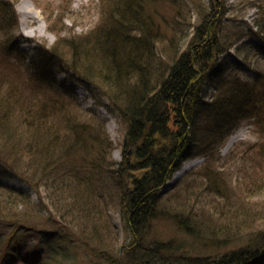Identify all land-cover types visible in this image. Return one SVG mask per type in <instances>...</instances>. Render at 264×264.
Returning <instances> with one entry per match:
<instances>
[{
  "label": "trees",
  "instance_id": "16d2710c",
  "mask_svg": "<svg viewBox=\"0 0 264 264\" xmlns=\"http://www.w3.org/2000/svg\"><path fill=\"white\" fill-rule=\"evenodd\" d=\"M104 1L97 26L49 49L37 47L34 58L20 59L23 68L18 57L14 64L2 54L14 49L19 56L16 41L0 42V174L27 188L0 183V264H77V249L108 264H264V216L250 209L248 199L245 206L236 203L242 192L264 187V177L252 178L257 186L241 187L232 203L215 156L241 120L264 139V77L257 73L247 83L225 74V54L242 46L238 31L222 24L232 5L220 10L218 0H209V8L196 10L185 42L190 21L182 9L170 21L162 18L160 33L145 6L154 0ZM241 3L256 10L253 37L264 50V0ZM0 13V21L15 24L12 6L0 1ZM58 66L94 99H105L102 106L124 125L119 162L111 158L105 123L57 93L51 81ZM195 156L205 164L185 188L202 178L195 190L213 193L207 203L215 211L211 220L186 206L185 192H176L171 205L162 200L173 173ZM111 204L130 238L121 246ZM157 219L173 221L184 237L148 240ZM242 233L249 237L244 246L225 248ZM28 236L37 242L29 246ZM65 238L68 245L61 246ZM189 239L213 251L190 257L183 246Z\"/></svg>",
  "mask_w": 264,
  "mask_h": 264
},
{
  "label": "rangeland",
  "instance_id": "374dc122",
  "mask_svg": "<svg viewBox=\"0 0 264 264\" xmlns=\"http://www.w3.org/2000/svg\"><path fill=\"white\" fill-rule=\"evenodd\" d=\"M0 1L8 4L10 7L12 6L16 19L14 25H10L9 21H0V23H3V25L0 24V42L8 40L12 37L17 43L13 48L16 49L18 47V50L20 51L18 56L16 50L11 49V51L7 53L3 48L2 54L5 52V58L14 64H16L18 57L17 64L20 63L22 68L24 67V61L26 57L34 58L37 47L49 49L57 40H60V38L71 39L72 36H80L93 29V27L97 26L102 21V18L105 15V12L103 14L102 11L103 8L107 6L104 0ZM210 1L154 0L151 2V4L150 2L145 3V6L150 8V12L154 15V21L159 26L160 33L163 31L165 24L162 21V18L168 19L170 21L169 17L175 16L177 12L182 9V13L186 15L185 19L190 21L188 29H186V27L184 28V31L187 34V39L185 42H188L190 36L192 35L190 23H194L197 20L196 10H200L201 7L205 9L209 8L211 5ZM218 1L220 10L223 7L227 9L228 6L232 5L231 7L233 9L223 16L222 24H224V22L226 24L230 23L227 24L226 27L229 28L231 33L238 31L240 34L239 36L241 37L240 45H242L239 51L236 52L235 47H233L229 50V52H227V54H225L226 57H229V66L226 67L227 69L225 70V74L227 76L238 75L239 79L242 81L253 83L257 73L261 75V77H264V50L259 48V42L253 37V33L256 31V28L252 25V23L256 17V10L254 8L245 9L242 3L239 4L241 0ZM180 2L185 3V5H182V7L184 6L183 8L180 7ZM1 17L2 14L0 13V18ZM232 19H234V22ZM165 30L166 33H170L169 29H166V27ZM156 47H159L158 43ZM21 58L24 61H20ZM232 63L235 66H233ZM52 72L54 74V78L51 82L54 84L57 93L63 99L67 101L71 100V103L74 106L73 108L81 112V114H87L89 116L95 115L96 118L105 123L104 132L107 134L109 141L112 143L111 158L114 161L119 162L121 160V153L123 151L122 141L125 127L117 120V118L109 114L104 106H102L106 104L105 99L101 98L99 100L100 102L94 99L79 81L73 79L70 71L63 70L58 66L55 69H52ZM30 75L28 72L27 77ZM254 131L255 129L248 120H241L232 133L219 146L218 151L215 154L216 159H218L217 165L222 167V169L219 170H224L221 178V182L223 184L221 185H227V187L232 190V203L237 191H240L245 186H257L256 184H253L252 178L255 177L259 181L260 176H262V178L264 177V158L260 160V155L258 154V151L262 150L261 144L264 145V139L259 138V136H257ZM235 134L239 135L237 141L229 148H226L229 138ZM129 153V150H127L128 155ZM255 159L259 160L258 164L256 163ZM191 164L192 167L188 169V171L184 173L180 172L184 166ZM204 164L205 158L202 156H195L194 158H191L180 165L179 171L175 172L171 176V179L166 183L163 189L162 200L165 199V201L171 205L174 202L172 197L176 192H185L183 194V198L185 199L184 203L186 206L189 208L192 206L194 212L196 209H199V212H202V218L210 216L211 220L215 211L213 208H209L210 206H208L207 203L209 201L208 198H212L213 193H207L205 191V195L202 193V196H200L197 190H195L197 189L196 185L202 181V178H200L198 180V184H194L193 187L188 186L185 188L187 183L188 185L193 183L194 179L202 170ZM0 183L13 186L15 188L20 187L27 191V188L23 184L15 180L4 178L1 176V174ZM201 188L202 187H199V190ZM30 193L32 192L29 191V194ZM31 196L32 201H34V193H32ZM246 199H248L249 203L252 205L250 209H253L256 212L260 211V214L264 216V187H261L260 189L257 188L255 191H251L250 194L242 192V195L240 197L238 196L236 203L245 206L243 202L246 201ZM215 201L219 204L223 203L220 202V200ZM225 209L226 208H223V210ZM194 212L190 214L193 216ZM108 213L112 216L113 223L119 232V242L117 246H121L120 243H125L126 241L129 242L130 238L129 236L127 237L126 231L119 220V214L116 206L111 204ZM239 218L238 219L240 221L243 220L244 222L243 218ZM40 221L45 223L44 220ZM216 222L217 219L212 223ZM213 225L214 224H212V226ZM257 230H259V227L258 229L254 228L253 232L250 234L255 233ZM245 234L242 233L237 235V238H235L236 240L234 239L232 243H229L228 245L226 244L225 248L234 249L244 246L246 241L249 239V237L247 238ZM147 237L148 240H158L165 242L168 240H181L184 235L176 228L175 224H173V221H170L169 219H157L150 224ZM27 238L28 239H26V241L29 246L37 242L34 236H28ZM59 242H61V246L68 245V240L66 238L59 239ZM51 243L56 245L57 242L53 241ZM183 246L185 247L184 249L188 250V255L190 257H194L195 255L207 256L213 251L211 248L203 247L201 242H191V239L184 242ZM77 250L80 253L78 258L79 262L77 264H108L102 259L92 258L82 250ZM224 250L225 249L220 250L219 252H223ZM30 254L32 256V252H30Z\"/></svg>",
  "mask_w": 264,
  "mask_h": 264
},
{
  "label": "bare ground",
  "instance_id": "6f19581e",
  "mask_svg": "<svg viewBox=\"0 0 264 264\" xmlns=\"http://www.w3.org/2000/svg\"><path fill=\"white\" fill-rule=\"evenodd\" d=\"M239 135L238 134H235L233 136H231L227 142V145H226V148H229L233 143H235L238 139ZM194 165V164H193ZM192 167V164L191 165H186L182 168V170L180 171L181 173H184L186 171H188V169H190Z\"/></svg>",
  "mask_w": 264,
  "mask_h": 264
}]
</instances>
